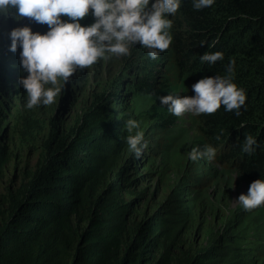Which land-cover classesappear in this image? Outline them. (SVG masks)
<instances>
[{"label": "trees", "instance_id": "1", "mask_svg": "<svg viewBox=\"0 0 264 264\" xmlns=\"http://www.w3.org/2000/svg\"><path fill=\"white\" fill-rule=\"evenodd\" d=\"M168 18L179 27L169 47L155 59L148 49L135 47L111 89L96 97L70 130L59 135L52 124L28 179L0 193V264H264V221L256 210L223 216L204 244L191 238L210 186L206 174L189 169L163 200L151 186L133 188L156 174L158 152L178 126V116L159 97L184 76L188 87L179 95H194L193 83L227 74L233 60V79L246 91L240 114L223 105L214 113L191 114L217 149L215 164L250 182L264 178V0H215L202 9L182 0ZM93 20L89 14L81 23ZM24 25L48 29L28 17ZM217 50L223 59L211 65L200 60ZM19 51L8 48L0 57V178L10 159L1 140L11 108L3 95L24 90L19 77L27 75ZM158 58L173 67L169 74L152 76ZM128 118L139 121L133 134L142 131L148 142L140 157L126 141ZM248 134L257 139L251 153L242 150ZM257 209L264 212V204Z\"/></svg>", "mask_w": 264, "mask_h": 264}, {"label": "clouds", "instance_id": "2", "mask_svg": "<svg viewBox=\"0 0 264 264\" xmlns=\"http://www.w3.org/2000/svg\"><path fill=\"white\" fill-rule=\"evenodd\" d=\"M214 3L215 0H193V7L202 9ZM181 4L182 0H0V15L28 17L48 26L45 32L33 31L30 25L16 26L9 32V49L16 52L19 48L21 71L27 73L19 77V84L27 94L25 107L54 103L64 86L61 81L68 82L78 68L113 54L130 56L132 46L137 43L148 49L151 58H157L172 40L169 33L172 20L168 14H175ZM89 14L94 17L93 22L82 24L81 18ZM223 56L220 50L204 52L200 60L211 65ZM234 63L229 62L225 75L204 76L193 83L194 95L169 92L159 97L161 104H166L176 116L214 113L221 105L239 115L246 91L233 79ZM139 126V121L133 118L124 122L129 133L127 144L136 157L148 145L142 131L133 134ZM256 144V137L248 134L242 150L254 152ZM216 152V147L205 144L202 148H191L189 157L193 161L212 160ZM237 200L246 210L264 204V178L253 180L247 194L241 193Z\"/></svg>", "mask_w": 264, "mask_h": 264}, {"label": "rangeland", "instance_id": "3", "mask_svg": "<svg viewBox=\"0 0 264 264\" xmlns=\"http://www.w3.org/2000/svg\"><path fill=\"white\" fill-rule=\"evenodd\" d=\"M26 19L27 17L17 19L0 15V57L11 43L10 30L16 26H23ZM175 27L179 28L172 20L170 35ZM135 47L147 49L137 43L132 46L131 51ZM127 57L113 54L98 59L93 65L81 70L78 68L68 82L61 81L64 85L62 91L50 105L26 108L25 89L15 96L7 93L3 95L11 108L2 124L1 140L10 152V159L0 178V193H6L9 187H18L28 179L45 152L52 124L58 128L59 135L70 130L95 98L111 89L112 82L120 73ZM160 60L157 59L152 76L157 73L165 75L172 71L173 67L170 64H160ZM129 76L126 81L131 79V75ZM187 87L188 81L184 76L183 80L172 88L171 93L179 95ZM177 121L178 126L167 135L165 147L158 152V159L153 163L156 174L147 177L141 185H134L133 188L138 192L147 185L151 186L157 200H163L179 176L189 169H196L198 173L210 177V186L202 198L201 214L195 222V230L191 237L196 242L204 244L207 236H212L217 230L223 216H231L244 209L237 198L241 193L247 194L251 182L237 170L219 167L212 160L206 158L191 160L189 157L191 148L196 146L202 148L209 143L199 129L197 119L191 113L178 116ZM126 198L129 199L130 195ZM254 210L258 218L264 221V212L261 209L247 211Z\"/></svg>", "mask_w": 264, "mask_h": 264}]
</instances>
